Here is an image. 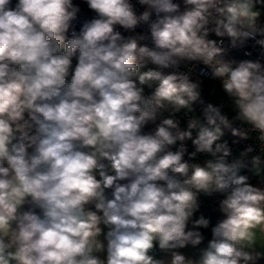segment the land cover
Instances as JSON below:
<instances>
[{
  "label": "clouds",
  "instance_id": "clouds-1",
  "mask_svg": "<svg viewBox=\"0 0 264 264\" xmlns=\"http://www.w3.org/2000/svg\"><path fill=\"white\" fill-rule=\"evenodd\" d=\"M0 264H264V0H0Z\"/></svg>",
  "mask_w": 264,
  "mask_h": 264
}]
</instances>
